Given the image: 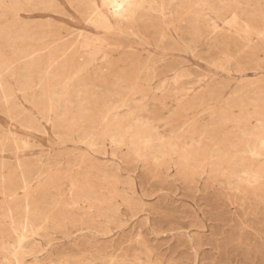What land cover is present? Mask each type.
<instances>
[{"label":"rangeland","instance_id":"1","mask_svg":"<svg viewBox=\"0 0 264 264\" xmlns=\"http://www.w3.org/2000/svg\"><path fill=\"white\" fill-rule=\"evenodd\" d=\"M258 113L264 0H0V264H264Z\"/></svg>","mask_w":264,"mask_h":264},{"label":"bare ground","instance_id":"2","mask_svg":"<svg viewBox=\"0 0 264 264\" xmlns=\"http://www.w3.org/2000/svg\"><path fill=\"white\" fill-rule=\"evenodd\" d=\"M218 3H219V1H217ZM235 2V1H234ZM131 3V2H130ZM122 6H123V4H121ZM152 5V4H151ZM150 6V5H149ZM159 6V5H158ZM157 6V7H158ZM114 7V6H113ZM139 7V6H138ZM152 7V6H151ZM156 7V6H155ZM111 8V7H110ZM142 8V7H141ZM246 8V7H245ZM163 9V8H162ZM237 12V11H236ZM235 13V12H234ZM232 16V15H231ZM234 17V16H233ZM237 17V16H236ZM235 17V18H236ZM234 18V19H235ZM236 20V19H235ZM116 23V22H115ZM134 25H135V23H134ZM232 26V25H231ZM240 26V25H239ZM253 26V25H252ZM261 31V30H260ZM246 32V31H245ZM248 32V31H247ZM246 34V33H245ZM250 34V33H249ZM260 34V33H259ZM248 36V35H247ZM260 36V35H259ZM164 37V36H163ZM162 37V38H163ZM249 38V37H248ZM263 38V37H262ZM246 39V38H245ZM261 39V38H260ZM246 40H248V39H246ZM250 40V39H249ZM87 41V40H86ZM261 41V40H260ZM248 44H249V42H247ZM250 45V44H249ZM70 46H72V44L70 45ZM69 46V47H70ZM96 47H99V46H96ZM102 47V46H101ZM260 48V47H259ZM102 49H104V48H102ZM59 51V50H58ZM97 50H95V52H96ZM102 52V51H101ZM76 57V56H75ZM51 59V58H50ZM78 60H79V58H78ZM51 61V60H50ZM165 65V64H164ZM173 68V67H172ZM169 71H173V70H169ZM164 74H166L165 72H164ZM47 76V75H46ZM161 77V76H160ZM186 82V81H185ZM176 83H177V81H176ZM138 87V86H137ZM203 99H204V97H202ZM205 98H207V96H205ZM200 99V98H199ZM264 115V114H263ZM261 113H258V114H256V115H253V116H250L251 118L252 117H255V123L253 124V121H251V118H249V119H244V120H240V122H238V123H236L237 124V127H249V126H264V116H263ZM241 119H242V117H241ZM94 121V120H93ZM83 122V121H82ZM222 123H224V121L222 122ZM92 124V123H91ZM107 124V123H106ZM90 126H93V124L92 125H90ZM107 126V125H106ZM108 127V126H107ZM93 128V127H92ZM91 129V128H90ZM258 129V128H257ZM244 130V129H243ZM242 133V132H241ZM102 135V134H101ZM99 137V136H98ZM118 137V136H117ZM126 138V137H125ZM96 139V138H95ZM100 139V138H99ZM98 139V140H99ZM243 140H244V138H242ZM93 140V139H92ZM123 140V139H122ZM221 141H222V139H220ZM241 141V140H240ZM92 142V141H91ZM224 143L223 144H226V142L225 141H223ZM136 143V142H135ZM93 144V143H92ZM94 144H95V142H94ZM93 144V145H94ZM235 144V143H234ZM143 145V144H142ZM145 145V144H144ZM152 145V144H151ZM174 145V144H173ZM167 146V145H166ZM223 147H224V145H223ZM142 149H143V147H142ZM235 149V148H234ZM238 149V148H237ZM225 150V149H224ZM232 151V150H231ZM177 152V151H176ZM229 153H230V151H229ZM237 153V152H236ZM157 154H159V153H157ZM205 154V153H204ZM223 154V153H222ZM225 154H228L227 152L225 153ZM233 154V153H232ZM156 155V154H155ZM154 155V156H155ZM206 155H207V153H206ZM262 155H264V128H261L259 131H252L250 134H249V138L247 139V141L245 142V144H244V154L242 155L241 154V157H239V158H236L235 157V159H234V161L232 162V166L230 167V166H228V167H230V169H231V171L232 172H238V171H240V173L242 172L241 170H243V167H246L247 169H248V171H249V173H250V170L251 171H254V167L257 165L258 166V164H260L261 163V159H262V157H260V156H262ZM224 156V155H223ZM230 156V155H229ZM204 158V157H203ZM207 158H208V156H207ZM217 158V157H216ZM261 158V159H260ZM160 159V158H159ZM158 159V160H159ZM192 159H193V157H192ZM199 159H201V158H199ZM205 159V158H204ZM219 159H220V157H219ZM218 159V160H219ZM190 160V159H189ZM194 160V159H193ZM197 160H198V158H197ZM196 160V161H197ZM215 161V160H214ZM216 161H217V159H216ZM220 161V160H219ZM202 162V161H201ZM211 162V161H210ZM198 163V162H197ZM196 163V164H197ZM204 163V162H203ZM214 163H216V162H214ZM213 163V164H214ZM218 163V162H217ZM223 163V162H222ZM263 163V162H262ZM262 163H261V165H262ZM194 164V163H193ZM193 164H192V166H193ZM196 164H194V166H196ZM201 164V163H200ZM209 164V163H208ZM211 164V163H210ZM198 166V165H197ZM223 166H224V164H223ZM226 166V165H225ZM224 166V167H225ZM227 167V168H228ZM223 168V167H222ZM257 168H259L260 169V167H257ZM257 168H256V170H257ZM264 168V167H263ZM264 170V169H263ZM39 171V170H38ZM258 171V170H257ZM256 171V172H257ZM245 172V171H244ZM263 172V171H262ZM264 173V172H263ZM31 174H33V173H31ZM34 174H36V173H34ZM225 174V173H224ZM23 175V174H22ZM56 175V174H55ZM246 175V174H245ZM31 176V175H30ZM257 176V175H256ZM49 177V176H48ZM56 177V176H55ZM225 177V176H224ZM227 177V176H226ZM237 177V176H236ZM260 177H261V175H260ZM74 178V177H73ZM254 178V177H253ZM255 178H257V177H255ZM56 179V178H55ZM223 179V178H222ZM229 179V178H228ZM233 179V178H232ZM237 179H238V177H237ZM243 179V178H242ZM48 180V179H47ZM52 180V179H51ZM229 180H231V179H229ZM261 180H263V179H261ZM48 181H50V180H48ZM47 181V182H48ZM224 181V180H223ZM60 182V181H59ZM239 182H240V180H239ZM247 183V182H246ZM255 183V182H254ZM26 184V183H25ZM95 184V183H94ZM262 184V183H261ZM5 185V184H4ZM53 185V184H52ZM58 185H60V184H58ZM259 185V184H258ZM48 186V185H47ZM54 186V185H53ZM238 186V185H237ZM245 186L246 185H244V187L243 188H245ZM249 186V185H248ZM247 186V187H248ZM57 187V186H56ZM63 187V186H62ZM230 187V186H229ZM256 187V186H255ZM261 187V186H260ZM3 188V187H2ZM27 188V187H26ZM51 188V187H50ZM61 188V187H60ZM252 188V187H251ZM264 188V187H263ZM44 189V188H43ZM238 189H241L240 187L238 188ZM256 189V188H255ZM30 190H31V188H30ZM259 191H260V188L258 189ZM263 190V189H262ZM43 191V190H42ZM246 191V190H245ZM33 192V191H32ZM38 192V191H37ZM240 192V191H239ZM253 192H254V189H253ZM252 192V193H253ZM258 192V191H257ZM262 191H260V193H261ZM264 192V191H263ZM40 193V192H39ZM73 193H74V191H73ZM249 193H250V188H249ZM248 193V194H249ZM255 193V192H254ZM61 194H62V192H61ZM33 195V194H32ZM32 195H31V197H32ZM245 195V194H244ZM255 195V194H254ZM260 195V194H259ZM264 195V194H263ZM27 196H29V193H28V195ZM35 196V195H34ZM255 196H257V195H255ZM30 197V196H29ZM262 197V196H261ZM35 198V197H34ZM43 198V197H42ZM35 200V199H34ZM36 201V200H35ZM45 202V201H44ZM47 202V201H46ZM23 203V202H22ZM12 204V203H11ZM24 204V203H23ZM46 204V203H45ZM105 205V204H104ZM26 206H28L27 204H26ZM37 206V205H36ZM75 208V207H74ZM10 209V208H9ZM54 210V209H53ZM50 211H51V209H50ZM72 211V210H71ZM70 211V212H71ZM42 212V211H41ZM73 214V213H72ZM11 215V214H10ZM26 216V215H25ZM53 216V215H52ZM58 216V215H57ZM22 220V219H21ZM24 221V220H23ZM22 222V221H21ZM28 222V221H27Z\"/></svg>","mask_w":264,"mask_h":264}]
</instances>
